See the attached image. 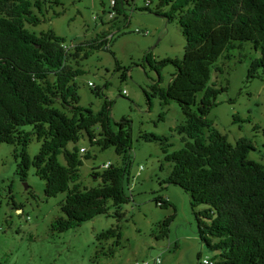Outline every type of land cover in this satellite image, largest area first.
I'll use <instances>...</instances> for the list:
<instances>
[{"label":"trees","instance_id":"trees-1","mask_svg":"<svg viewBox=\"0 0 264 264\" xmlns=\"http://www.w3.org/2000/svg\"><path fill=\"white\" fill-rule=\"evenodd\" d=\"M113 1V25L117 26L120 17L129 21L124 5L127 0ZM51 4L60 5V1ZM45 6L41 0H0V145L16 146L14 156L20 159L18 174L23 181L34 167L36 176L46 184L48 198L68 193L61 204L64 216L52 224L54 232L64 233L108 215L110 203L118 212L130 202L125 184L131 165V121H113V101L105 100L99 112L80 106L75 79L85 72L73 62L88 59L96 51L111 52V33L77 44L71 52L67 40L53 30L38 36L26 28L27 24L42 23L34 8L44 16ZM165 7L170 11L163 12ZM154 12L169 22L178 20L187 42L182 59L158 61L152 52L144 58L158 76L151 91H145L150 108L154 98H159L163 107L175 101L186 118L174 130L184 136L185 147L179 151H170L173 144L168 137L142 135L147 142L160 143L164 161L172 164L162 185L178 186L191 196L199 237L217 252L213 264H264V165L250 159L255 151L252 140L242 138L234 146L209 119L218 95L228 89L209 86L220 58L231 60L235 52L241 60L247 58L245 47L250 44L260 56L251 60L248 80L264 71V0H160ZM170 65L176 73L167 88L161 87L162 71ZM118 69L122 67L118 65ZM215 69L224 71L219 66ZM126 78L127 70L122 75ZM92 88L98 97H104L102 90ZM165 117L163 112L160 118L164 121ZM26 126L33 131H24ZM85 134L91 145L103 151L113 147L123 156V166L111 165L94 174L102 184L91 189L81 186L80 149L75 145L68 150L69 144H78ZM33 136L42 143L34 160L27 152ZM61 155L66 166L59 161ZM86 159L90 155L86 154ZM155 201L164 209L172 206L162 196ZM199 206L206 208L196 212ZM174 220L175 214L161 223L158 239L168 237ZM122 239L119 225L98 236L100 242L114 240L118 247ZM114 254L111 248L109 256ZM201 257L199 254V261Z\"/></svg>","mask_w":264,"mask_h":264},{"label":"rangeland","instance_id":"rangeland-1","mask_svg":"<svg viewBox=\"0 0 264 264\" xmlns=\"http://www.w3.org/2000/svg\"><path fill=\"white\" fill-rule=\"evenodd\" d=\"M41 1L46 2L44 16L36 8L34 11L42 18V23L27 24L26 28L38 36L53 30L67 40L71 52L77 44L92 41L105 32L111 33V52L96 51L88 59L73 62L85 72L75 83L82 108L99 112L105 100L113 101V121L121 122L123 118L131 121V165L125 184L130 202L118 212L110 203L108 215L98 216L64 233L54 232L52 224L64 216L61 204L68 193L48 198L46 184L36 176L34 167L23 181L18 174L20 159L14 156L16 146L2 144L0 264H154L157 259L160 264H199L203 259L215 260L217 252L211 251L199 237L191 196L178 186L162 185L172 171V164L164 161L160 143L142 138L146 133L168 137L173 144L171 152L185 147L184 136L174 131L186 121L180 105L173 101L163 107L160 99L154 98L150 108L145 94L158 81L157 74L144 61L148 53L152 52L158 61L184 57L187 42L178 20L169 22L155 14L160 0H127L124 5L129 21L120 17L117 26L111 22L116 19V15H111L114 12L112 0H59L60 5L51 4L55 0ZM148 8L153 13L147 11ZM162 11H170V7ZM56 14L60 15L56 17ZM245 49L247 58L241 60L240 54L235 52L231 60L220 58L213 67L209 86L228 89L218 95L209 119L234 146L242 138L252 140L255 151L250 153V159L264 165V71L259 72L258 78L248 80L251 60L260 54L250 44ZM218 66L223 68L222 73L216 71ZM126 70L124 80L122 75ZM174 73L176 69L171 65L162 71L161 87L170 85ZM90 83L102 90L103 98L96 95ZM163 112H166L164 121L160 118ZM237 117L240 121L235 122ZM257 126L259 130H255ZM23 130L32 132L33 128L26 126ZM75 145L87 150L80 154L83 189L102 184L94 174L103 173L105 164L123 166V156H119L115 148L103 151L91 145L86 134L78 144H69L68 150L72 151ZM41 146L33 136L27 148L32 160L40 153ZM86 154L90 159H86ZM59 161L67 165L64 155ZM158 196L167 198L172 206L159 207L155 201ZM205 208L199 206L195 211ZM174 214L168 237L158 239L161 223ZM118 225L123 233L119 247L114 246V240H98L100 234ZM111 248L115 250L114 256H109Z\"/></svg>","mask_w":264,"mask_h":264},{"label":"built area","instance_id":"built-area-1","mask_svg":"<svg viewBox=\"0 0 264 264\" xmlns=\"http://www.w3.org/2000/svg\"><path fill=\"white\" fill-rule=\"evenodd\" d=\"M114 4H115V2L112 0V6L114 7ZM112 16L113 15H116V13L115 12H113L112 14H111ZM140 33H144V34H147L148 32H142V31H139ZM90 87H95L94 86V84L93 83H90ZM80 152L82 153V154H84V153H86L87 152V150L85 149V148H81L80 149ZM111 163H107V164H105L104 166H103V168L105 169V170H107V169H109L110 167H111ZM143 169V168H142ZM161 263V261H160V259H157V260H155V262H154V264H160ZM202 264H213V261H209V260H207V259H203L202 260V262H201ZM144 264H149V263H147V262H145Z\"/></svg>","mask_w":264,"mask_h":264},{"label":"water","instance_id":"water-1","mask_svg":"<svg viewBox=\"0 0 264 264\" xmlns=\"http://www.w3.org/2000/svg\"><path fill=\"white\" fill-rule=\"evenodd\" d=\"M97 177V176H96Z\"/></svg>","mask_w":264,"mask_h":264}]
</instances>
